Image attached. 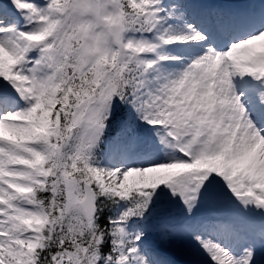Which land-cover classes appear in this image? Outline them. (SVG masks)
Instances as JSON below:
<instances>
[{
	"label": "snow or ice",
	"instance_id": "1",
	"mask_svg": "<svg viewBox=\"0 0 264 264\" xmlns=\"http://www.w3.org/2000/svg\"><path fill=\"white\" fill-rule=\"evenodd\" d=\"M264 264V0H0V264Z\"/></svg>",
	"mask_w": 264,
	"mask_h": 264
},
{
	"label": "bare ground",
	"instance_id": "2",
	"mask_svg": "<svg viewBox=\"0 0 264 264\" xmlns=\"http://www.w3.org/2000/svg\"><path fill=\"white\" fill-rule=\"evenodd\" d=\"M230 2L260 3L261 0H230ZM202 258L203 256L186 254V255H182L181 259H173V260L187 261L188 264H206V261L201 260Z\"/></svg>",
	"mask_w": 264,
	"mask_h": 264
},
{
	"label": "rangeland",
	"instance_id": "3",
	"mask_svg": "<svg viewBox=\"0 0 264 264\" xmlns=\"http://www.w3.org/2000/svg\"><path fill=\"white\" fill-rule=\"evenodd\" d=\"M169 257L171 258V259H181V257L182 256H177V255H175L174 253H169ZM201 260H203V261H205V258L203 257Z\"/></svg>",
	"mask_w": 264,
	"mask_h": 264
}]
</instances>
